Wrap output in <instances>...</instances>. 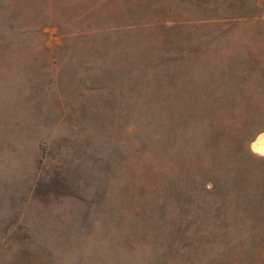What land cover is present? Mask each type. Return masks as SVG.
<instances>
[{
	"label": "rangeland",
	"instance_id": "1",
	"mask_svg": "<svg viewBox=\"0 0 264 264\" xmlns=\"http://www.w3.org/2000/svg\"><path fill=\"white\" fill-rule=\"evenodd\" d=\"M264 0H0V264H264Z\"/></svg>",
	"mask_w": 264,
	"mask_h": 264
},
{
	"label": "bare ground",
	"instance_id": "2",
	"mask_svg": "<svg viewBox=\"0 0 264 264\" xmlns=\"http://www.w3.org/2000/svg\"><path fill=\"white\" fill-rule=\"evenodd\" d=\"M254 148L259 151H264V137H261L257 142L254 143Z\"/></svg>",
	"mask_w": 264,
	"mask_h": 264
}]
</instances>
